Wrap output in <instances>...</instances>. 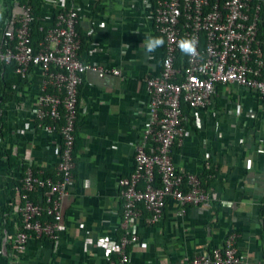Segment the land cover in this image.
I'll return each mask as SVG.
<instances>
[{"label": "crops", "instance_id": "1", "mask_svg": "<svg viewBox=\"0 0 264 264\" xmlns=\"http://www.w3.org/2000/svg\"><path fill=\"white\" fill-rule=\"evenodd\" d=\"M72 1L44 0V22L51 25L56 7ZM74 1L87 48L82 59L119 68L123 78L85 74L79 89L75 179L63 201L64 229L57 243L31 239L20 264H106L102 242L121 235L117 183L133 171L136 147L149 121L145 79L162 71L165 42L154 29L153 0ZM8 3L0 0V17ZM19 85L24 99L34 105L40 72L32 71L30 81ZM18 100L14 93L0 129L1 229L10 197L8 155L20 161L13 149L21 154L30 148L32 166L50 172L59 159L53 137L42 135L26 112L13 109ZM185 127L173 162L180 172L198 176L210 164L211 205L206 210L189 206L181 217L179 204L170 200L155 225L131 223L137 241L128 248L129 264H183L222 246L231 234L237 235L236 247L248 264H264V153H258L264 149V108L257 95L221 86L210 110L191 109ZM5 251L0 235V264L10 263Z\"/></svg>", "mask_w": 264, "mask_h": 264}, {"label": "built area", "instance_id": "2", "mask_svg": "<svg viewBox=\"0 0 264 264\" xmlns=\"http://www.w3.org/2000/svg\"><path fill=\"white\" fill-rule=\"evenodd\" d=\"M8 1L0 17V65L15 64V73L27 83L32 71L41 74L32 106L24 99L20 85L12 86L20 99L13 109L26 112L42 135L53 137L59 158L54 176L42 178L44 170L31 164L30 148L21 154L17 147L13 149L24 165L18 177L22 186L3 207L4 216L12 220L1 224L0 235L9 264H20L31 239L57 243L58 233L64 229L63 201L75 179V131L85 74L95 71L100 77L122 79L123 73L119 68L80 58L79 9L74 0L56 7L53 25L37 46H33L30 32L31 5L22 0ZM152 6L154 29L165 42L162 71L145 79L150 116L136 147L133 171L117 183L122 203L121 235L102 242L108 264H129L128 248L137 241L130 224L160 222L168 201L179 204L177 215L181 217L189 206L206 210L211 205L209 191L199 176L180 172L173 162V148L181 144L186 133L183 104L195 112H207L219 86H230L254 92L264 108V0H155ZM184 39L188 40V55L180 71L175 62ZM7 109L8 102L0 96L3 122ZM206 164L209 169L210 164ZM156 175L160 176V187L156 186ZM34 191L39 193V202L30 198ZM43 214L51 220L43 223ZM236 240L237 235L231 234L222 246L188 257L183 264H248Z\"/></svg>", "mask_w": 264, "mask_h": 264}, {"label": "trees", "instance_id": "3", "mask_svg": "<svg viewBox=\"0 0 264 264\" xmlns=\"http://www.w3.org/2000/svg\"><path fill=\"white\" fill-rule=\"evenodd\" d=\"M22 1L25 3H29L32 7L33 21L30 25V32H31V37H32V44H33V46H37V44L43 39L45 30L50 28V26H52L53 23L51 25H49L46 22H44L43 14H42V12L44 10L43 9V1L44 0H29V1L28 0H22ZM154 2H155V0H153V3ZM77 31H78V33L80 35V39H81V48L79 50V56L82 59V53L87 48L85 45L86 41H85L83 34L80 31L79 24L77 25ZM187 55H188V40L184 39L183 45L177 54V58H176V62H175L177 69H179L180 71H183L185 66H186ZM15 68H16L15 64H11V65L1 64L0 65V96H2L3 100H5L6 102H9L14 97L15 92L12 89V86L14 84H21L23 82V79L21 78V76L15 73ZM219 88H220V86H219ZM50 91H52V89ZM182 109H183V113L186 116V118H189L191 108L188 105L183 104ZM2 122H3V119L1 118L0 123H2ZM77 148L78 147H77L76 141H75V148H74V154H73L75 160H76ZM173 150H174V148H173ZM7 166H8L7 169H8L9 175H10L9 179L7 181L9 196L14 197L16 189L21 188V186H22L18 177L22 173V171L24 169V165H22L21 162L19 160H17L15 157L8 155ZM205 169L206 170H205L204 175L199 176V178H200L203 186L205 188H208V182H209L208 180H209L210 176L212 175V172L209 171L207 168H205ZM12 170L14 171L13 173L10 172ZM35 171H38V170H35ZM74 173H75V171H74ZM51 176H54L53 172L44 170V175L42 176V178L51 177ZM156 186L157 187L161 186L160 176H158V175H156ZM30 198L34 202H39L41 200L39 193L37 191H34L33 193H31ZM5 220L9 221V217H5ZM50 220H51V217L47 216L46 214H43V216L41 217V221L43 223L48 222ZM106 264H108V263H106Z\"/></svg>", "mask_w": 264, "mask_h": 264}]
</instances>
